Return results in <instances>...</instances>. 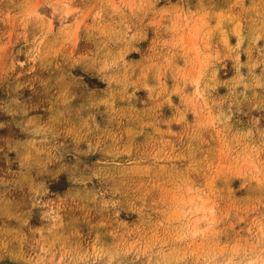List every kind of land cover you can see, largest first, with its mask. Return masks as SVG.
Segmentation results:
<instances>
[{
	"label": "rangeland",
	"instance_id": "obj_1",
	"mask_svg": "<svg viewBox=\"0 0 264 264\" xmlns=\"http://www.w3.org/2000/svg\"><path fill=\"white\" fill-rule=\"evenodd\" d=\"M0 264H264V0H0Z\"/></svg>",
	"mask_w": 264,
	"mask_h": 264
},
{
	"label": "bare ground",
	"instance_id": "obj_2",
	"mask_svg": "<svg viewBox=\"0 0 264 264\" xmlns=\"http://www.w3.org/2000/svg\"><path fill=\"white\" fill-rule=\"evenodd\" d=\"M196 224H197V222H196ZM195 227V226H194Z\"/></svg>",
	"mask_w": 264,
	"mask_h": 264
}]
</instances>
